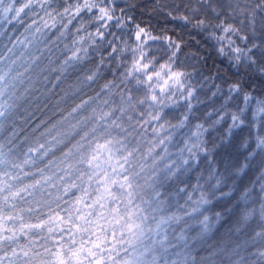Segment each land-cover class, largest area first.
Masks as SVG:
<instances>
[{
  "label": "clouds",
  "instance_id": "1",
  "mask_svg": "<svg viewBox=\"0 0 264 264\" xmlns=\"http://www.w3.org/2000/svg\"><path fill=\"white\" fill-rule=\"evenodd\" d=\"M0 264H264V0H0Z\"/></svg>",
  "mask_w": 264,
  "mask_h": 264
}]
</instances>
